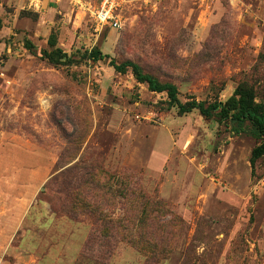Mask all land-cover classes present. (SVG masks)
<instances>
[{
    "label": "rangeland",
    "instance_id": "rangeland-1",
    "mask_svg": "<svg viewBox=\"0 0 264 264\" xmlns=\"http://www.w3.org/2000/svg\"><path fill=\"white\" fill-rule=\"evenodd\" d=\"M50 1L0 0V224L31 194L22 228L0 231V264H264L259 141L181 116L110 66L139 63L182 103L224 102L242 83L260 101L264 0H118L104 28L90 13L103 0ZM52 33L77 59L95 47L108 57L54 67L41 58ZM66 183L90 195L72 213Z\"/></svg>",
    "mask_w": 264,
    "mask_h": 264
},
{
    "label": "trees",
    "instance_id": "trees-1",
    "mask_svg": "<svg viewBox=\"0 0 264 264\" xmlns=\"http://www.w3.org/2000/svg\"><path fill=\"white\" fill-rule=\"evenodd\" d=\"M22 17H34L39 19V14L21 11ZM4 27V21L0 18V30ZM2 39L0 38V44ZM26 48L34 52L35 46L32 42H26ZM48 49L41 51V58L54 67H71L82 63L83 61L99 62L105 60L108 55L104 54L100 48H93L81 52L80 58L77 59L73 55H69L58 46V38L52 33L48 39ZM110 66L120 74L131 72L138 83L148 86L150 92L155 94H166L168 97V107L178 108L179 114L185 115L195 111L200 112L204 117H217L220 122L229 121L234 125V129L240 132L250 131V134L259 141V144L253 149L251 155V164L254 169L259 161L264 159V98L258 99L257 91L253 86L241 84L237 87L234 94L226 101L207 104L203 101L192 99L186 103H182L179 95L180 91L176 84L171 82H161L155 75L145 71L144 67L134 61H124L119 63L115 59H111ZM59 202L63 208L72 213L80 204L89 203V192L80 186L76 189L73 184L66 183L59 187ZM164 248L156 251L155 259L162 257L169 252Z\"/></svg>",
    "mask_w": 264,
    "mask_h": 264
},
{
    "label": "crops",
    "instance_id": "crops-1",
    "mask_svg": "<svg viewBox=\"0 0 264 264\" xmlns=\"http://www.w3.org/2000/svg\"><path fill=\"white\" fill-rule=\"evenodd\" d=\"M59 1L60 0H51L50 2H54L53 4L52 3L49 4L51 6V9H60L63 6H66V4L69 0H61L60 2L63 5L62 7H61V4ZM80 1H81L80 3H82V0H80ZM38 2H40V0H38ZM74 2L77 3V0H74ZM60 10H62V9H60ZM33 194H34V191H33ZM17 199L20 203L22 202V204L20 205L21 206L20 211H23V213L22 214L21 213L20 214H18V213L12 214V215H10L11 217L7 214L6 224H2V225L0 224V231H18L22 228V223H23L24 217L27 213L28 208L31 205V194L26 193V194L22 195L20 193L18 195Z\"/></svg>",
    "mask_w": 264,
    "mask_h": 264
},
{
    "label": "built area",
    "instance_id": "built-area-1",
    "mask_svg": "<svg viewBox=\"0 0 264 264\" xmlns=\"http://www.w3.org/2000/svg\"><path fill=\"white\" fill-rule=\"evenodd\" d=\"M117 4L118 0H103L100 6L95 8L90 7V13H92L94 21L98 27L104 28L114 19V10Z\"/></svg>",
    "mask_w": 264,
    "mask_h": 264
}]
</instances>
